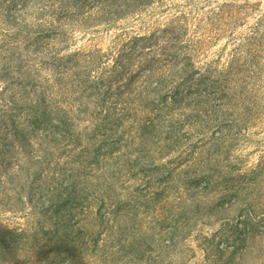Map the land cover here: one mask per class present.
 Returning <instances> with one entry per match:
<instances>
[{
    "label": "rangeland",
    "instance_id": "rangeland-1",
    "mask_svg": "<svg viewBox=\"0 0 264 264\" xmlns=\"http://www.w3.org/2000/svg\"><path fill=\"white\" fill-rule=\"evenodd\" d=\"M0 264H264V0H0Z\"/></svg>",
    "mask_w": 264,
    "mask_h": 264
}]
</instances>
